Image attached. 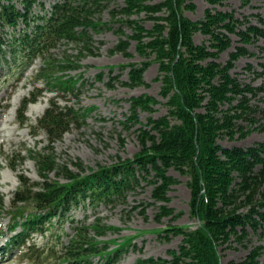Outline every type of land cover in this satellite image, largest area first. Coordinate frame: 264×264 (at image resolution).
Returning <instances> with one entry per match:
<instances>
[{
	"label": "trees",
	"instance_id": "16d2710c",
	"mask_svg": "<svg viewBox=\"0 0 264 264\" xmlns=\"http://www.w3.org/2000/svg\"><path fill=\"white\" fill-rule=\"evenodd\" d=\"M107 1L0 0V77L18 83L31 64L40 59L45 66L39 68L37 78H46L45 84L51 87L31 93L22 101L17 121L20 126L28 124L27 107L36 103L43 92L75 90L71 79L58 78L51 85L54 71L50 56L61 42L88 48L91 32L100 27L95 9ZM193 1L123 0L118 9L110 11L112 19L117 15L125 19L123 23L133 31L130 38L136 42L137 54L146 59L139 65L120 68L129 69L124 84H145L143 73L155 63L166 113L147 117L137 135L139 152L132 159L119 160L85 175L81 174L83 166L74 163L77 172L66 168L63 171L66 183L49 177L56 171L54 159L44 153L39 156L41 181L19 177L11 210L6 212L10 235L0 246L1 258L14 250L28 264H93L97 257L102 259L101 264H115L127 244L108 251L103 242L90 238L88 233L90 229L102 234L111 228L99 226L98 218L87 226L86 218L75 220L71 212L78 207L124 203L130 191L146 182L152 186V199L160 203L156 220L177 219L181 214L175 215L168 206V191L178 183L169 175L170 170L190 177V214L200 225L194 231L171 228V234L182 237V242L177 250L168 251L170 259L163 260L164 264H221L220 250L231 248L233 243L243 246L249 231L264 234V142L247 148H227L218 143L222 139L245 138L256 117L264 118V108L255 103L264 93V63L260 64L262 70L256 72L261 78L258 86L242 82L230 73L235 61L249 54L247 44L264 40V30L238 20L233 12L214 8L206 9L201 19L191 20L185 12L195 10ZM206 1L211 7L222 4V0ZM248 2L242 0L244 5ZM141 14L152 23L151 28L132 19ZM196 34L205 37V41L196 44ZM230 35L242 45L221 64L218 58L230 48ZM128 46L127 41H121L113 52L129 56ZM48 104L36 120L37 131L32 135H45L49 145L60 140L71 127L81 126L88 115L84 108L61 107L54 99H49ZM157 104L148 95L132 97L126 120L138 122L139 111L151 114ZM1 108L5 106L0 105ZM36 235L41 236V244L34 240ZM261 250L257 246L244 260L227 264H257ZM145 263L159 262L149 259Z\"/></svg>",
	"mask_w": 264,
	"mask_h": 264
},
{
	"label": "rangeland",
	"instance_id": "374dc122",
	"mask_svg": "<svg viewBox=\"0 0 264 264\" xmlns=\"http://www.w3.org/2000/svg\"><path fill=\"white\" fill-rule=\"evenodd\" d=\"M161 0H147L148 3H157ZM195 10L186 11L185 15L191 20H198L208 8H214L223 12H233L238 20H246L252 25H257L264 30V0H249L247 5L242 0H222L221 5L211 7L206 0H194ZM123 0H108L99 5L95 11V19L100 22L97 32H91V43L87 47L75 43L61 42L50 56L53 63V76L50 82L53 85L56 79L72 80L75 82V90L72 92H43L35 104L29 105L25 117L29 125L19 126L20 109L22 101L30 97L31 93L37 94L47 86V79L37 78L39 68L45 64L37 59L27 69L24 77L16 83L14 80H4L0 77V226L5 235L0 242H5L7 235V216L14 192L19 186V177L30 182H40L38 157L43 155L54 159L56 171L49 177L59 183H66L63 177L64 169L77 172L74 163L83 166L82 175L97 171L101 167H108L120 161L132 159L140 149L137 138L138 131L147 122V117H159L166 113L165 100L159 95L160 82L156 80L158 67L155 63L149 65L143 73L145 84L129 87L128 68L120 69L129 64L139 65L146 59L136 52V42L133 41L131 27L123 23L122 16L114 19L110 16L111 10L118 9ZM48 2L47 5L48 6ZM146 29L151 28L152 23L146 20L144 15L133 16ZM205 37L200 34L194 36V42L201 44ZM230 48L219 55L218 61L225 64L228 54L240 46L237 37L230 35ZM121 41L129 43L125 56L119 51L113 52ZM249 54L239 57L231 70V75L242 82L258 86L261 78L256 72L262 70L260 64L264 63V40H258L245 46ZM152 57L148 60H151ZM102 74L100 79L98 75ZM148 95L153 97L158 104L153 107L151 114L138 112V122L130 123L126 119L130 115V99ZM54 99L58 106H69L76 109L84 108L88 111L86 119L79 127H71L60 140L48 144L45 135L33 137L37 130L34 128L36 120L41 117L48 107V100ZM264 108V93L255 101ZM44 107L41 108V105ZM15 105L14 110L10 109ZM250 133L243 139H222L218 143L223 147L247 148L256 143L264 142V118L257 116ZM31 126L32 128H28ZM48 148V149H47ZM169 175L178 181L168 191L169 204L174 214H181L177 219L161 218L156 220L160 203L151 197L152 186L141 182L140 186L130 191L124 203L114 206L99 205L95 208L74 209L71 214L75 220L86 218L85 225L91 226L95 219L99 220V226L111 228L98 234L89 229L88 236L97 242H103V247L108 251L116 249L120 244L126 243L127 247L121 250V255L115 264H150L145 261L151 259L164 264L163 260H169V250H177L182 242V237L173 236L171 228L184 227L191 231L196 230L200 223L191 217L190 177L182 176L170 170ZM5 213V214H4ZM4 214V215H3ZM67 223L65 228H67ZM69 231V230H68ZM70 232V231H69ZM34 240L42 243L40 235ZM260 246L261 255L257 264H264V234L249 231L244 245L233 243L229 249L220 250L221 264L230 261L240 262L245 259L249 251ZM19 255L11 252L5 259H0V264H27L21 263ZM100 258L93 259V264H101ZM143 262V263H140ZM30 264V263H29Z\"/></svg>",
	"mask_w": 264,
	"mask_h": 264
},
{
	"label": "bare ground",
	"instance_id": "6f19581e",
	"mask_svg": "<svg viewBox=\"0 0 264 264\" xmlns=\"http://www.w3.org/2000/svg\"><path fill=\"white\" fill-rule=\"evenodd\" d=\"M14 107H15V105H13L12 108H11L10 110L13 111V110H14ZM42 107H44V104L41 105V108H42Z\"/></svg>",
	"mask_w": 264,
	"mask_h": 264
}]
</instances>
